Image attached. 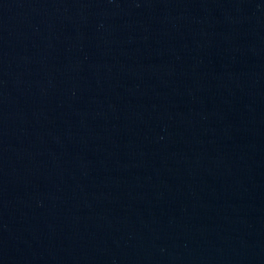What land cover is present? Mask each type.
Listing matches in <instances>:
<instances>
[{
    "label": "water",
    "instance_id": "water-1",
    "mask_svg": "<svg viewBox=\"0 0 264 264\" xmlns=\"http://www.w3.org/2000/svg\"><path fill=\"white\" fill-rule=\"evenodd\" d=\"M0 264H264V0H0Z\"/></svg>",
    "mask_w": 264,
    "mask_h": 264
}]
</instances>
